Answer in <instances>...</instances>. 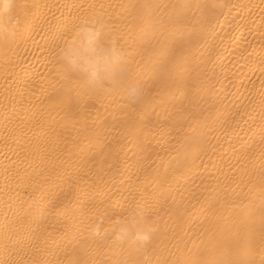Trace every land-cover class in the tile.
<instances>
[{"label": "bare ground", "instance_id": "obj_1", "mask_svg": "<svg viewBox=\"0 0 264 264\" xmlns=\"http://www.w3.org/2000/svg\"><path fill=\"white\" fill-rule=\"evenodd\" d=\"M0 264H264V0H0Z\"/></svg>", "mask_w": 264, "mask_h": 264}]
</instances>
